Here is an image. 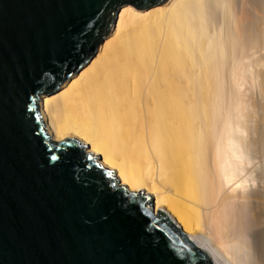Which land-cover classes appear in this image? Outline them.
<instances>
[{
  "label": "bare ground",
  "instance_id": "1",
  "mask_svg": "<svg viewBox=\"0 0 264 264\" xmlns=\"http://www.w3.org/2000/svg\"><path fill=\"white\" fill-rule=\"evenodd\" d=\"M38 107L214 264H264V0L123 6Z\"/></svg>",
  "mask_w": 264,
  "mask_h": 264
},
{
  "label": "water",
  "instance_id": "2",
  "mask_svg": "<svg viewBox=\"0 0 264 264\" xmlns=\"http://www.w3.org/2000/svg\"><path fill=\"white\" fill-rule=\"evenodd\" d=\"M165 1L0 0V264H214L86 145L53 141L38 107L95 55L123 6Z\"/></svg>",
  "mask_w": 264,
  "mask_h": 264
},
{
  "label": "snow or ice",
  "instance_id": "3",
  "mask_svg": "<svg viewBox=\"0 0 264 264\" xmlns=\"http://www.w3.org/2000/svg\"><path fill=\"white\" fill-rule=\"evenodd\" d=\"M51 159H58V157L52 156ZM262 235H264V234H262Z\"/></svg>",
  "mask_w": 264,
  "mask_h": 264
}]
</instances>
